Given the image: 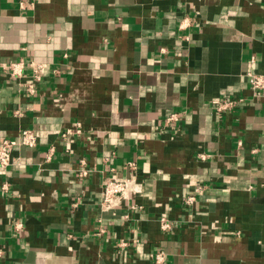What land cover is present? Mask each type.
I'll list each match as a JSON object with an SVG mask.
<instances>
[{"label": "crops", "instance_id": "crops-1", "mask_svg": "<svg viewBox=\"0 0 264 264\" xmlns=\"http://www.w3.org/2000/svg\"><path fill=\"white\" fill-rule=\"evenodd\" d=\"M19 59L22 77L0 69V141H41L0 176V264H152L158 246L161 264H264V95L246 74L264 75V0H0V64ZM113 173L139 192L101 210Z\"/></svg>", "mask_w": 264, "mask_h": 264}, {"label": "built area", "instance_id": "built-area-1", "mask_svg": "<svg viewBox=\"0 0 264 264\" xmlns=\"http://www.w3.org/2000/svg\"><path fill=\"white\" fill-rule=\"evenodd\" d=\"M186 24L181 23L180 28H185ZM32 71L30 74V80L25 82L26 91L28 95H31L35 92V87L33 82H39L42 77L45 75L46 67L40 63H33ZM26 63L24 60H13L0 64L1 71L7 75L10 79H15L22 77L24 75V69ZM248 81L250 88L254 95L262 96L264 95V75L256 71H248L247 73ZM241 99L238 97H231L223 100L215 106V110L218 114L224 112H231L234 107L240 102ZM183 118L182 113L172 112L164 115L163 117V126L168 128H176L178 122ZM83 132V125L80 121H74L67 127L58 131V135L61 139H69L72 136H78ZM41 139L36 135V133L30 128H23L19 132L18 136L15 138H6L0 141V176H5L7 173L8 167L15 163V158L13 155V150L17 145H24L33 147L40 142ZM53 146H50L47 154L48 156L53 152ZM202 156V155H201ZM79 166L74 169L78 177H84L88 174V167L86 166V161L84 158L79 160ZM127 166L130 168L135 167L133 161H128ZM1 188L7 190L9 188L8 181H3ZM202 186H197L195 188L194 194L187 195L183 198V202L186 205L193 203L195 199V193L202 190ZM139 192L138 181L134 176H118L116 174H110L108 177L103 179L101 183L100 190V200L99 207L101 210H110L114 211L116 208L123 205L128 200L132 199L133 196ZM75 202L73 203V205ZM133 207V205H131ZM21 222L17 221L15 227L19 228ZM160 228L163 231H168L172 227L171 221L165 217H159ZM102 231V230H101ZM128 245L127 241H119L117 246L119 248H125ZM1 254V253H0ZM166 252L161 247H156L152 264H161L165 261Z\"/></svg>", "mask_w": 264, "mask_h": 264}]
</instances>
